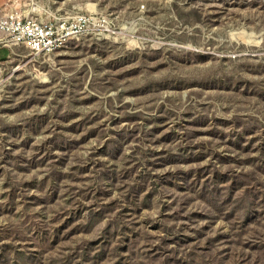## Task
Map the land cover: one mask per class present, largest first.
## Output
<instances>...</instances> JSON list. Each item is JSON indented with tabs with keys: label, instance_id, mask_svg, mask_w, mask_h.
<instances>
[{
	"label": "rangeland",
	"instance_id": "1",
	"mask_svg": "<svg viewBox=\"0 0 264 264\" xmlns=\"http://www.w3.org/2000/svg\"><path fill=\"white\" fill-rule=\"evenodd\" d=\"M91 27L0 44V264H264V0H0Z\"/></svg>",
	"mask_w": 264,
	"mask_h": 264
},
{
	"label": "built area",
	"instance_id": "2",
	"mask_svg": "<svg viewBox=\"0 0 264 264\" xmlns=\"http://www.w3.org/2000/svg\"><path fill=\"white\" fill-rule=\"evenodd\" d=\"M106 24V21L80 14L44 20L34 14L22 16L10 13L0 19V44L24 46L35 57H49L91 27L93 30H106Z\"/></svg>",
	"mask_w": 264,
	"mask_h": 264
},
{
	"label": "crops",
	"instance_id": "3",
	"mask_svg": "<svg viewBox=\"0 0 264 264\" xmlns=\"http://www.w3.org/2000/svg\"><path fill=\"white\" fill-rule=\"evenodd\" d=\"M1 56H2V49L0 48V59H1Z\"/></svg>",
	"mask_w": 264,
	"mask_h": 264
}]
</instances>
